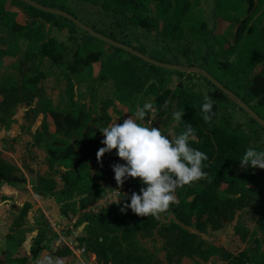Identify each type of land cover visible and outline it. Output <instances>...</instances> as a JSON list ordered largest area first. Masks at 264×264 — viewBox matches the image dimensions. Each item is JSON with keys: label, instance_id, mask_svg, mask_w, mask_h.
Listing matches in <instances>:
<instances>
[{"label": "trees", "instance_id": "obj_1", "mask_svg": "<svg viewBox=\"0 0 264 264\" xmlns=\"http://www.w3.org/2000/svg\"><path fill=\"white\" fill-rule=\"evenodd\" d=\"M10 1L17 6L18 10L25 6L31 9L34 16L44 14L21 1ZM34 1L46 7L65 11L78 19L74 9L69 7V0ZM82 1L99 8L104 17L110 20L113 27V35L110 38L113 40L118 39L115 30L128 35L132 32V28L140 27L148 32H156L154 38L157 45L163 43L178 44L186 36L184 23H190L193 41L203 39L210 41L198 67L207 71L232 91L264 120V25H262L264 0H214L213 18L217 24L212 30L209 29L206 22L194 19L191 11L193 0ZM200 1L195 0L197 4ZM6 2L7 0H0V31L5 32L0 35V46L10 48L13 43L24 39L28 43V48L23 59V66L27 67L25 72L22 70L21 84L17 86L11 83L12 89L8 92L11 94L9 97L12 102L11 104L6 103L5 109L19 103H26L27 106H31L37 100L38 108L53 119L56 133L62 135V139L61 137L55 138V136L51 138L53 144L49 154L54 162H60L66 169L62 176L65 188L59 196L72 200L75 194L87 195L80 200L82 208L94 205L99 198L100 195H98L99 192L95 185L90 187L87 183L88 185H85L86 190L80 187L82 186V178L80 179L79 173L88 167V147L85 140L93 134L94 124L98 122L94 121L90 113L86 112L85 104L81 105V103H75L74 100H71L69 106L71 109L64 111L56 109L51 104L49 98L40 88L41 82L46 78L42 71V64L46 59L50 60L56 68L59 67L61 70L66 68L69 74L68 80H71L72 76H78L79 79L77 78V80L83 82V78L85 79L86 73H88V78L91 76L90 78L94 81H112L115 99L121 105L138 101L136 99L138 96L152 97L153 108L156 109L153 120L160 122L163 118L171 119L175 109L184 111L182 120L185 124H190L194 132L189 141L190 145L208 156V160L203 162L205 164L203 170L207 175L175 190L179 201L170 204L174 209L175 222L166 228H162L160 233L161 236H169L181 252H189L201 257L211 256V252L202 249V243H198L197 236L188 232L186 228L194 227L199 232H205L207 225L213 218L218 219L219 223L223 220L231 221L234 213L241 209L248 199L249 187L264 179L262 169L251 167L243 169L240 166L239 159L244 151L250 147L251 137L249 133H245L239 126L233 127L230 120L217 123L221 117L219 114L220 106L231 102L232 99H229L200 75L170 71L148 64L133 55L99 41L79 29L74 23L46 13L52 17V26L55 29L68 28L69 35L73 37L75 43L78 42L75 33L77 30L82 31V35H80L81 45L77 43V49L73 52L74 62L71 63L66 53L68 50L66 48L64 50V47L54 36L46 43L38 44L34 40L35 29L19 24L16 20L17 11L7 9ZM152 7L155 14L151 11ZM245 7L248 15L243 19L241 12ZM219 21L237 26L233 42L223 34H217ZM92 29L103 34L94 27ZM5 35L7 36L4 37ZM95 43L107 46L113 53L107 57L102 56L100 51H93ZM158 51L163 55L170 54L173 59L179 57L173 47H159ZM0 53L2 56L8 51L0 49ZM122 55H127L130 58L124 59ZM102 58L104 59L102 60ZM159 61L163 62L162 60ZM98 62L100 63V74L94 79L92 77L93 65ZM165 63L170 64V62ZM195 65L196 62L192 64V66ZM79 67H83L84 71L79 70ZM19 71L21 72L20 67ZM171 75L181 78V82L174 90L169 88ZM195 78H198V82H195ZM71 82L73 81H69V92L71 99H73L74 88ZM203 85L208 88L206 93L201 91ZM205 95L212 98L213 111L216 112V115L209 122L203 120V114L200 110ZM252 103H256V105L252 106ZM108 121L110 120L108 119ZM183 121L177 122L174 127L175 134L184 130ZM252 122L257 124L261 132L264 133V129L258 123L254 120ZM96 133H100L99 130ZM111 153L112 151L105 153L104 156H109ZM132 179L140 183L138 178ZM201 180L202 183L199 184L198 182ZM15 181L17 179L9 175L6 167L0 165V188L3 183L10 184ZM54 182L49 181L48 184H51V187L47 189V192L53 195H55L53 193ZM139 186L142 187L141 184ZM123 206L111 207L104 211L100 217L91 220L89 246L97 253L98 263L104 261V264H108L109 262L121 261V255L116 250H111L108 244L106 236L109 234L121 233L123 239L128 240L137 230L155 229L158 226L156 217L138 216L131 209L122 212L120 209ZM61 214H68L66 208L61 209ZM39 243L40 240L35 242L33 254L37 252ZM64 253L65 251L60 249L56 255L61 257ZM248 256L247 252H242L230 262L232 264H246V260H255L253 264H264L263 254L257 259ZM126 258L130 262L133 260L130 253L127 254ZM10 260V264H30L27 256Z\"/></svg>", "mask_w": 264, "mask_h": 264}, {"label": "rangeland", "instance_id": "obj_2", "mask_svg": "<svg viewBox=\"0 0 264 264\" xmlns=\"http://www.w3.org/2000/svg\"><path fill=\"white\" fill-rule=\"evenodd\" d=\"M200 6L193 0L191 11L195 20H199L197 15ZM72 7L76 16L82 20L81 22L91 28H96L109 37L113 35L110 20H106L104 24L100 12H94V9L87 10V5L73 4ZM201 7L203 8L202 17L209 20L211 4ZM6 8L17 11V14L20 12L10 0L6 2ZM151 11L155 14L153 7ZM247 15L245 7L241 12V17L245 19ZM39 16L43 17L41 22H38L39 28L47 23V18H52L46 13H41ZM216 24L217 22L214 20V25ZM214 25H210L211 28ZM218 25L217 34H222L226 30V33L231 32L234 35L233 32L237 28L234 26V28L227 29V23L221 21L218 22ZM210 26L208 25L209 29ZM184 27L186 36L178 44L163 43L157 45L154 38L156 37L155 31L151 32V38L142 31H135L133 34H128V40L122 36H117V40L119 42L124 41L127 46L142 51L154 60H162L164 63L170 62V64L175 65L178 62V65L183 66H192L196 62L195 66L198 67L200 59L207 51V46H204L203 50L196 44L195 40H192L190 23L185 22ZM3 33L5 32L0 31V35ZM75 34L77 41L80 40L79 36L82 35V31L77 30ZM232 35L229 34L228 36L232 38ZM53 36L58 39L64 50L65 48L68 50L66 53L71 63L74 62L73 52L77 49L78 44L73 41V37H70L68 28L56 29L53 31ZM167 46L173 47L179 56L178 59H173L170 54L163 55L158 51L159 47ZM27 48L28 43L24 39L13 43L10 48L5 47L8 53L2 56L0 53V69L5 70L13 67L16 76L21 80L22 70L25 72L27 67L23 66ZM93 51H100L105 57L113 53L101 43H95ZM122 57L124 59L130 58L127 55H122ZM99 68L100 63H94L92 76L94 79L97 77ZM45 69L49 70V73L53 70L52 66L51 68L44 67ZM78 69L84 71L83 67ZM68 75L66 68L61 70L58 67L54 75L41 82L40 88L56 109L63 111L71 109L69 106L71 100H74L75 103L85 104L86 112L90 113L91 118L98 122L94 124L93 134L85 140L88 147V167L79 173L80 179L82 178V186L80 187L86 190L85 185L89 184L90 187L95 185L100 196L94 205L86 208L81 207L80 200L87 195L75 194L72 200L59 196L65 188L62 176L66 169L60 162L52 160L49 150L52 149L53 144L51 138L55 136V138L61 137L62 139V135H57L53 119L38 108L37 100L31 106H27L26 103H19L5 109L6 103L11 104L12 102L9 97L11 94L8 92L12 89V85L10 80L4 79L0 82V165L5 166L9 175L15 177L17 181L10 184L3 183L0 188V264H10V259L22 256H27L31 264L35 262L37 264H83V262L86 264L96 262L98 264L97 253L89 246L91 220L100 217L104 211L111 207H120L129 202L124 198L130 197L133 192L139 193L141 188L140 183L132 178L126 179L122 184L116 182L112 166L116 163L123 164L125 162L116 155L115 149L109 156L103 155V157L97 158V151L103 147L101 141L104 137L102 133L97 134L96 131L113 121L121 123L131 116L137 104L145 102L153 104L152 97H147L146 101L138 100L131 104L115 105V100H110L105 96L109 94V89L106 91L101 89L99 92L97 80L94 81L90 78L91 76L88 78L90 80L79 82L72 78L68 80ZM179 80V78H174V84ZM194 80L198 82V78ZM69 81L74 82H71L74 88L73 99L70 97ZM202 87L201 91L206 93L208 91L207 86L203 85ZM80 91L82 97L79 94ZM93 95H96L93 99L95 102L87 103ZM108 102H113V104L109 105ZM255 105L256 103H252V106ZM219 114L221 117L217 123L230 120L233 127L239 126L245 133H249L251 137L250 147L264 150V133L261 132L257 124L252 122L250 116L237 106L234 100L221 105ZM154 116L150 117V124H153V127L161 128L165 134H175L174 127L177 122L173 118H163L159 122L157 120L152 121ZM262 170L264 172V169ZM51 180L55 181L53 190L55 195L47 192V189L51 187V184H48ZM198 183H202V180ZM249 188L248 199L244 202L243 207L234 213L231 221L223 220L219 223L218 219L213 218L207 225L205 232H199L194 227L186 228L188 232L197 236L198 243H202V249L211 252V256L201 257L197 254L181 252L169 236L166 237L165 234V236H161V229L175 222L174 209L170 205L166 212L156 217L158 226L155 229L137 230L128 240L123 239L121 233H112L106 236L111 250H116L122 257L120 262H109L108 264H232L230 261L242 252H247L248 257L257 259L260 255H264V179ZM174 195L177 203L179 197L176 192ZM64 208L68 211L67 215L61 214V209L64 210ZM80 228H82L81 231ZM78 231L79 235L76 236ZM39 240V248L33 254L35 242ZM56 248L57 250L54 252ZM60 249L64 250L65 253L58 257L56 254ZM78 249L85 251L80 259L74 254ZM129 253L133 257L132 262L126 258ZM100 262L99 264H104V261ZM245 262L246 264H253L255 260H246Z\"/></svg>", "mask_w": 264, "mask_h": 264}, {"label": "clouds", "instance_id": "obj_3", "mask_svg": "<svg viewBox=\"0 0 264 264\" xmlns=\"http://www.w3.org/2000/svg\"><path fill=\"white\" fill-rule=\"evenodd\" d=\"M200 110L205 122L213 119L216 112L211 97H203ZM154 111L150 102L137 104L131 116L121 123L113 121L100 128L103 147L97 151L99 159L115 149L116 155L125 162L112 166L118 184L138 178L142 185L139 193L133 192L124 198L129 202L120 210L131 209L134 214L147 217L166 212L175 202L174 192L178 187L205 177L203 162L208 160L206 153L189 143L194 132L193 127L182 120L184 111L172 112L174 121H183L184 130L179 134H165L161 128L153 127L150 117ZM239 162L243 169H264V150L248 147Z\"/></svg>", "mask_w": 264, "mask_h": 264}, {"label": "crops", "instance_id": "obj_4", "mask_svg": "<svg viewBox=\"0 0 264 264\" xmlns=\"http://www.w3.org/2000/svg\"><path fill=\"white\" fill-rule=\"evenodd\" d=\"M68 3H69V7L73 10V7H72V5L73 4H81V5H87V10H89L90 11V9H94L95 11L94 12H100L101 14H102V18L101 19H103V22H104V24H105V22H106V20H108L107 18H105L104 17V15H103V13H102V11L99 9V8H97V7H94L93 5H91V4H89V3H86V2H83L82 0H69L68 1ZM199 4L201 5V6H205V5H210L211 4V13H210V19L208 20V19H205V18H203L202 17V12H203V8L200 6V11H199V13H198V19L199 20H201V21H204V22H206L209 26L211 25V26H213L214 25V20H213V11H214V5H215V2H214V0H201L200 2H199ZM86 10V11H87ZM20 12H19V14H17V18H16V20H17V22L19 23V24H21V25H24V26H31V27H33L34 29H35V32H34V40L38 43V44H44V43H46L51 37H53V31H55L56 29L52 26V22H53V19L51 18V19H49V18H47L46 20H47V23L46 24H43V26H41L40 28H39V25L40 24H38V22H41V20L43 19V17H40V16H34L32 13H31V11H30V9H27V8H25V7H23V8H21V10H19ZM74 11V10H73ZM80 21H82L80 18H78ZM105 19V20H104ZM211 22V23H210ZM83 23V22H82ZM110 23V22H109ZM95 24V23H94ZM262 25H264V20H262ZM211 26H210V29H212L211 28ZM234 26L236 27V25H229V24H227V29L228 28H234ZM218 27H219V25H218ZM236 30V29H235ZM235 30H234V32H233V34L235 35ZM135 31H142V32H144V34L147 36L148 35V37H152L151 36V32H148L147 30H145V29H143V28H140V27H138V28H132V32H131V34H133ZM115 34H117L118 36H122V37H124V38H126L127 40H128V36L130 35H127V34H122V33H120L119 31H117V30H115ZM224 36H226V37H228V39L231 41V42H233V40H234V35H232V33L231 32H229V34H231L232 35V38L231 37H229L228 35V32L226 33V30H225V32L224 33H222ZM79 39H80V36H79ZM196 41V44L197 45H199L200 47H201V49H203L204 50V46L206 47V46H208L209 45V40H206V39H203V40H195ZM81 42V40H78V44ZM122 42H124V41H122ZM5 47H7V46H0V49L1 50H3V51H6V49H5ZM104 58H102V60H103ZM51 66H52V68H53V70H52V72H48L49 70H47V69H45L44 70V67L46 68V67H48V68H51ZM93 68H94V65H93ZM56 67L54 66V64L50 61V60H48V59H46L44 62H43V73L45 74V79H48V77L49 76H51V75H54V73L56 72ZM87 74L88 73H86V77H85V79L83 78V82H85L87 79H88V76H87ZM100 74V68H99V70L97 71V76ZM77 78H78V76H72V79H74V80H77ZM174 78H179L178 76H176V75H171L170 77H169V79H170V81H169V88L170 89H172V90H174L176 87H177V85L181 82L180 80H181V78H179L180 80H179V82H177V83H175L174 84ZM4 79H7V80H10L11 81V83L13 84V85H20V83H21V80H20V78H18L17 76H16V71H15V69L12 67V68H6L5 70H2V69H0V82H2ZM79 79V78H78ZM44 81V80H43ZM81 82V81H80ZM97 85H98V88H99V92H100V90L101 89H103L104 91H106V89L109 91V94L108 95H105V96H107L106 98H108V99H113V100H115V105H118V104H120L116 99H114V91H113V89H114V83L112 82V81H107V82H101V81H97ZM107 91V92H108ZM87 92V91H86ZM79 94H80V96L82 97V92L80 91L79 92ZM95 96L96 95H93V97H91V100L89 99V101L87 102V103H89L90 101L91 102H95L93 99L95 98ZM81 99V98H80ZM137 100H147V97H145V98H142V96H138L137 98H136ZM152 121H155V120H152ZM151 121V122H152ZM97 261H98V259H97ZM35 262V261H34ZM33 262V263H34ZM83 262V261H82ZM93 264H97L96 262H92ZM30 264H31V262H30ZM34 264H37L36 262L34 263ZM83 264H86V263H84L83 262ZM91 264V263H90ZM99 264V263H98Z\"/></svg>", "mask_w": 264, "mask_h": 264}, {"label": "water", "instance_id": "obj_5", "mask_svg": "<svg viewBox=\"0 0 264 264\" xmlns=\"http://www.w3.org/2000/svg\"><path fill=\"white\" fill-rule=\"evenodd\" d=\"M18 1H21L25 4H27L28 6L32 7L33 9H38V10L42 11L43 13L62 17L64 19L74 23L79 29L86 32L90 36L98 39L99 41L106 43V44H108L114 48L120 49V50H122V51H124L130 55H133V56L143 60L144 62H146L148 64H151V65H154L156 67L163 68L166 70H170V71H176V72L185 73V74H197V75H200V76L206 78L212 85H214L217 89H219L221 92H223L229 99L234 100L236 102L237 106L241 110H243L248 116H250V118L252 120H254L256 123H258L264 129V120L249 105H247L245 102H243L232 91L227 89L224 85H222L219 81H217L214 77H212L209 73H207V71L201 69L200 67L168 64V63H164L161 61L154 60V59L148 57L147 55L141 53L140 51L133 49L130 46H127L126 44H124L122 42H119L117 40H113L112 38L107 37V36L97 32V31H95L94 29H92L91 27L82 23L79 19L75 18L73 15H71L65 11H62V10H59L56 8L46 7L44 5L37 3L34 0H18ZM79 230L81 231L82 228H80ZM78 235H79V231L76 233V236H78ZM56 250H57V248L54 250V252Z\"/></svg>", "mask_w": 264, "mask_h": 264}, {"label": "built area", "instance_id": "obj_6", "mask_svg": "<svg viewBox=\"0 0 264 264\" xmlns=\"http://www.w3.org/2000/svg\"><path fill=\"white\" fill-rule=\"evenodd\" d=\"M154 109H155V108H154ZM155 112H156V109H155V111L152 113L151 116H154V115H155ZM84 253H85L84 250H80V249H78V250L75 251L74 254H75V256H76L78 259H80V256H82Z\"/></svg>", "mask_w": 264, "mask_h": 264}]
</instances>
